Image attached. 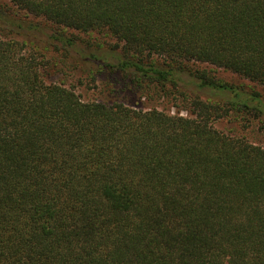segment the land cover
Wrapping results in <instances>:
<instances>
[{"label":"trees","instance_id":"1","mask_svg":"<svg viewBox=\"0 0 264 264\" xmlns=\"http://www.w3.org/2000/svg\"><path fill=\"white\" fill-rule=\"evenodd\" d=\"M78 62L136 102L54 79ZM231 116L264 121V0L0 3V264H264V145Z\"/></svg>","mask_w":264,"mask_h":264},{"label":"rangeland","instance_id":"2","mask_svg":"<svg viewBox=\"0 0 264 264\" xmlns=\"http://www.w3.org/2000/svg\"><path fill=\"white\" fill-rule=\"evenodd\" d=\"M2 2H6V0H0V3ZM87 66L88 65L84 62L79 63L76 67L70 64L69 69L65 68L68 72L67 75L57 73L55 74L54 79L57 81L63 80L68 85H75L76 91L83 99L100 98L107 101L132 100L131 102H136L134 98L128 96V90L121 83H117L119 74H112L109 69H105L101 74H97L96 81H93L91 80V77L88 76V73L91 71V65L88 68ZM94 66L95 67L93 68H97V65L94 64ZM218 75L223 80L233 82L235 84H252L250 81L222 69L219 70ZM109 81H112L113 83L109 84ZM159 102L162 105L161 101ZM139 105L147 107L152 105V102L139 100ZM173 110H175L174 107ZM182 112L186 114L185 110ZM216 126L230 134L246 135L252 141L264 145V121L258 117H253L251 120L245 121L235 119L234 116L223 117L217 120Z\"/></svg>","mask_w":264,"mask_h":264}]
</instances>
